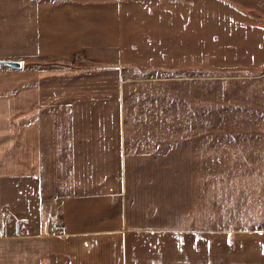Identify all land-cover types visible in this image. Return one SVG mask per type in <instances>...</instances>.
Here are the masks:
<instances>
[{"label": "rangeland", "instance_id": "obj_1", "mask_svg": "<svg viewBox=\"0 0 264 264\" xmlns=\"http://www.w3.org/2000/svg\"><path fill=\"white\" fill-rule=\"evenodd\" d=\"M206 2L203 8L191 4V22L186 29L182 28L180 12L175 11L169 14L175 21L173 25L165 16L161 21L167 24L153 22L158 24L156 29L139 31L107 26L113 25L112 15L92 12L96 6H87L85 13L77 15V6L73 5L78 3L70 5L68 0H0V59L27 60L20 69L0 64V168L17 163L13 152L23 135L36 131L41 134L37 119L44 127V139H38L39 144L43 143L44 158L38 168L50 162L44 172H51L61 198L100 195L107 187L116 190V182L100 184L99 178L120 167L121 154L130 159L131 166L134 153L142 157L159 154L165 147L189 139L196 154H202L200 164L205 163L204 168L196 165L194 169L196 189L188 207L176 187L178 167L153 163L142 166L136 175L127 171L125 188L119 190L123 195L109 204V218L116 220L114 241L108 238L91 243L87 236L67 237L58 225L62 214L57 204L58 218L49 217L47 222L48 234L55 235L57 247L44 264H56L57 257L66 259L61 264H264V171L252 160V166L245 164V152L252 146L264 151V141H238L239 135L264 134V77L262 70L240 74L235 69L222 72L214 68V62L224 55L220 42L227 33L222 22L227 21L231 10L218 1ZM174 5L180 7V2L174 0ZM240 10L251 24L263 27L264 12L258 13L256 8ZM128 13L130 19L138 14ZM197 13L204 24L197 23ZM152 15L157 20L160 16L154 12ZM66 17L74 24L88 20L98 24L87 23L68 33L60 25ZM146 21L150 26L152 20L147 17ZM38 25H45V30L39 27L37 31ZM161 25L172 27L159 29ZM102 33L101 45L95 46L92 35ZM39 34L45 37L44 56L41 52L40 56H27L21 44L30 46L25 48L34 53L32 40L26 37L36 38ZM60 40L67 47L83 44L69 51L71 57L65 60L61 52L66 51L47 45ZM119 59L121 63L115 64ZM101 70H120L123 76L113 74L99 86L93 76ZM76 74L80 78L73 80L71 75ZM249 76L252 80H245ZM108 99L113 105L104 107ZM70 117L107 120L106 126L94 127L100 131L92 135L93 152L91 158L87 156V163L85 158H78L84 153L85 141H77L78 136L66 141ZM55 119L61 123L57 131ZM110 130L119 139L122 135V150L115 136H108ZM55 134L60 135V141L56 142ZM10 137L13 145L5 142ZM229 156L236 163L233 166H229ZM216 157L219 159L214 164ZM3 185L12 198L13 189L5 179ZM40 188L38 183L35 191L40 192ZM13 197L17 202L19 197ZM120 215H124L123 222Z\"/></svg>", "mask_w": 264, "mask_h": 264}, {"label": "crops", "instance_id": "obj_2", "mask_svg": "<svg viewBox=\"0 0 264 264\" xmlns=\"http://www.w3.org/2000/svg\"><path fill=\"white\" fill-rule=\"evenodd\" d=\"M176 1L180 2V7L174 5V0H68V4L73 5L71 4V2H73L80 5H73L77 6V15H79L81 12L85 13L86 8H90V6H96L95 8H92L94 9L92 10V12L99 11V15L103 16L112 15L113 25L107 23V26H113V29L115 30L127 29L140 31L146 30L147 28H153V30L156 29L158 24L152 25L153 22L161 23V20H165V16H167L166 21L173 25L175 21H173L172 15L169 16V14H176L174 13L175 11L180 12L182 28L186 29L188 28V24L191 22L190 14H192L193 12L190 10L191 4L198 8H203L207 3L206 0H196V3L190 2V0ZM213 1L224 3L231 10L230 17L227 18L226 22H222L225 23L223 26L224 28L222 29L226 31V36H229L228 31H233L232 34L230 32L229 41L227 40L226 36L222 38L223 40L220 42V45L223 46L222 51L224 55L218 62H214V68H219V70H221L222 72L235 69L241 71L240 74H243L244 71L256 72L258 70H262L261 77H264V25L262 27L259 25L251 24V22L248 20V17L246 18V16L240 10L241 7L245 10L249 8H256L258 13H263L264 0ZM158 8H163V10H159V12H157L156 9ZM130 11H132V13H134V11L138 12V14L135 15L136 19H130V15L128 13ZM153 12L160 14L158 20L156 16L152 15ZM196 16L198 17L197 23L204 24V21H201V19L199 18L198 13L196 14ZM147 17L152 20V22L149 21L150 26H148V23L146 21ZM68 20L69 22H67ZM166 21L162 23L167 24ZM105 22H107V19ZM87 23L98 24V22L89 20L78 21L74 24L68 17H66V19L60 25H62L65 28L64 30L68 31V33H71V28L76 29V27ZM102 24L103 23L101 22L99 25ZM39 27L45 30V25H38V27L36 28L37 31L40 30ZM91 27L95 28L94 25H91ZM171 27L172 26L170 25H161L159 29H170ZM99 28H101V26H99L97 29ZM30 30L33 31L32 25L30 26ZM103 34L104 33L92 35L94 38L93 44H95V46L101 45V38ZM116 34L118 33L116 32ZM76 36L77 33L75 32V37ZM65 38H67V32L65 34ZM26 40H32L31 44L32 47L35 48V52L33 53L31 49L25 48V46L28 48L31 47L25 43H22L21 47L24 54H26L27 56L29 54L33 56L35 53H37V56H40L41 53L42 55L45 54V37H40L39 34V36H37L36 38L29 39L28 37H26ZM67 40L69 39L67 38ZM82 44L83 43L79 42L77 45L73 44L72 46L67 47L68 44L66 42H61L60 40L48 43L47 45L57 46L59 51H66L61 53L63 54L65 60H68L71 57L67 55L69 51L77 50V46L79 48ZM236 47L237 49L235 50ZM226 52L228 54H226ZM4 58L5 59L0 60L8 59V57ZM22 58L23 60L20 61L21 63L24 64L25 61L27 62V60H25L26 58ZM119 58L122 60L121 56ZM120 59L118 62L114 63H121ZM35 60L38 61V58L35 57ZM119 71L120 70H115L114 73L113 71L101 70L100 73L97 72L93 76V78H95V80L97 81L96 83L98 84L101 83L104 78H112L113 74H120L122 78L123 75H121ZM71 76H73V80H77L78 78H80L78 74ZM244 78L245 80H252V76ZM113 84H117V81H114ZM110 101L111 99L106 100L105 104ZM109 105L113 104L108 103L103 106L105 107ZM103 106L100 105L98 107ZM236 108L237 110H242V108L240 107ZM245 111H248V109L245 108ZM115 113L116 110L114 111L113 115H115ZM68 119L69 120L67 122L68 126H70V130L66 141H72V138L76 136H78L77 141H85V144L82 146L84 153L78 154V158H85V163H87V156L89 155L88 158H91V153L93 152V145L91 141L94 140V138L92 137V135L94 134V132L100 131L98 128L94 127L106 126L107 120L101 117L92 119H78L70 117ZM112 120L117 122L116 118H113ZM245 122L246 124H248V119H246ZM60 124V120L58 121V119H55L53 121V125L54 127H56L54 129H56V131L58 130L57 126H60ZM37 126H40L42 128L41 134H38L36 131L35 133H27L26 135H23L21 137V141L19 144L20 146H18L13 152L14 158L17 160V163H12L9 167L3 166L2 168H0V264H44L43 262L46 259L48 260V257H50L52 253H54L57 244L54 242L55 235L48 234L49 231L47 222L49 217H52L54 220L58 218L57 207L59 206L57 204H60V215L62 214L61 220H57L59 222L58 225L63 228V234H66L67 237L87 236L90 238L89 242L91 243L94 240L97 243H101L102 239L108 238L111 239V241H114V238H117L116 229L114 228V223L116 222V220L114 219V217L109 218V204H112V199L114 197L123 195L120 191H123L125 188L127 171H131L133 175H136L140 173L142 166L146 167L147 165L150 166V164L157 163L158 167L168 166L169 164L178 167L180 179L178 180L179 185H177L176 187H178L182 191V203H186L188 207L189 200L192 199V195H194L193 191L194 189H196V173L194 169H196V165H202L201 168H204L205 164L204 162L203 164H200V158L202 154L200 153V151H198V153L196 154L194 143L189 139H184L180 141L179 144L177 143L165 147V149L159 154L158 152L149 153L148 155H143L142 157V155H136V153H134L132 156L131 166L129 164L130 159L128 157L125 158L124 154H121L120 167L114 171H107V174H104L99 178L100 184L106 182L113 184V182H116V190H114L112 187H107L106 192L100 195H90L89 193H86L61 198V196H58L57 190L53 186L51 172L49 170L44 172L46 165L50 164V162L45 161L43 162V165L38 168V162H41L44 158L43 143H38V139H44L43 121L37 119ZM98 134L100 135V138L103 139L102 133ZM115 134L116 135H113L111 130L108 131V136H115L114 141L120 143L119 147L122 150V135L119 139L117 133ZM54 137L58 139L56 140V142L60 141L61 139L59 134H55ZM48 139L49 137H46V141H48ZM219 140L220 139L214 138V141ZM229 141L231 142V139H229ZM238 141L262 142L264 141V134H244L243 136L239 135ZM5 142L11 144L14 143L12 142L11 137L8 140H5ZM2 148L3 147L0 145V150ZM257 148L259 149V147ZM54 149H56V147ZM258 149L254 150V147L252 146L250 147V149H248L247 152H245V164L252 166L253 163L249 162V160H252L254 161L255 165L260 164V170L264 171V168H262L264 164V151L263 149H260L259 152ZM229 151L233 153V150ZM174 157L175 161L173 160ZM218 159V157L213 159V163L215 164ZM145 160H148V163H145ZM229 161V166H233L235 162L231 160V156H229ZM35 163L36 165H34ZM89 164H91V162H89ZM213 168L215 170L216 167L213 166ZM90 174V180L92 181L94 180L93 172H91ZM4 179L13 189V196L14 194H16V196L19 197L17 202H15V198L13 196L12 198L9 197V191L3 185ZM18 182H20V184H17ZM37 182L41 183L40 192L35 191V188L38 185ZM43 182L45 183L42 184ZM43 188H45L47 191L43 192ZM49 191L50 194H52L51 198H48ZM120 218L121 222H123L124 215H120ZM70 261L71 258L69 262Z\"/></svg>", "mask_w": 264, "mask_h": 264}, {"label": "water", "instance_id": "obj_3", "mask_svg": "<svg viewBox=\"0 0 264 264\" xmlns=\"http://www.w3.org/2000/svg\"><path fill=\"white\" fill-rule=\"evenodd\" d=\"M0 64L13 69H20L22 67V63L20 61H14V60H0ZM61 263H66V259L57 257L56 264H61Z\"/></svg>", "mask_w": 264, "mask_h": 264}, {"label": "built area", "instance_id": "obj_4", "mask_svg": "<svg viewBox=\"0 0 264 264\" xmlns=\"http://www.w3.org/2000/svg\"><path fill=\"white\" fill-rule=\"evenodd\" d=\"M53 229L57 230L58 229V226H54Z\"/></svg>", "mask_w": 264, "mask_h": 264}]
</instances>
